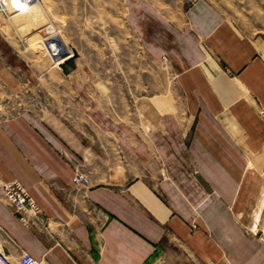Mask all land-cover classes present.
Instances as JSON below:
<instances>
[{"label":"crops","instance_id":"obj_1","mask_svg":"<svg viewBox=\"0 0 264 264\" xmlns=\"http://www.w3.org/2000/svg\"><path fill=\"white\" fill-rule=\"evenodd\" d=\"M148 16L154 34L142 36L170 57L178 100L165 88L125 118L69 89L58 120L0 117V245L14 259L264 264V0L238 19L209 0L175 24ZM2 53L0 98L18 85ZM10 180L41 209L29 225L3 195Z\"/></svg>","mask_w":264,"mask_h":264},{"label":"rangeland","instance_id":"obj_2","mask_svg":"<svg viewBox=\"0 0 264 264\" xmlns=\"http://www.w3.org/2000/svg\"><path fill=\"white\" fill-rule=\"evenodd\" d=\"M193 1L35 0L25 9L15 1L0 3V34H12L11 42L0 37L2 57H9L18 80L12 93L2 92L0 117L33 109L58 120L64 117L58 107L69 108V89L95 96L125 118L147 108L165 88L178 100V74L170 57L142 34H154L150 10L175 24ZM209 1L238 19L240 10L260 8L263 0ZM49 27L67 48L60 60L48 45ZM71 80L81 86H64Z\"/></svg>","mask_w":264,"mask_h":264},{"label":"built area","instance_id":"obj_3","mask_svg":"<svg viewBox=\"0 0 264 264\" xmlns=\"http://www.w3.org/2000/svg\"><path fill=\"white\" fill-rule=\"evenodd\" d=\"M76 185H88L90 179L83 173H77L74 177ZM4 184V197L14 207L16 214L26 224L29 225L40 215L41 209L36 200L31 196L28 189L18 180H10ZM0 264H44L37 260L27 251H22L17 259L3 251L0 245Z\"/></svg>","mask_w":264,"mask_h":264},{"label":"bare ground","instance_id":"obj_4","mask_svg":"<svg viewBox=\"0 0 264 264\" xmlns=\"http://www.w3.org/2000/svg\"><path fill=\"white\" fill-rule=\"evenodd\" d=\"M6 1L7 2H14L15 1L18 4H20V7L22 9L34 7V5H35V0H0V3L4 4V3H6ZM49 29L50 30H49L48 34H50V35H49V38H47V42H48L49 47L51 46L52 51H54V56H55V54H60V52L62 50H65L67 53V48H66L64 42L62 41V39L60 37H58L57 35H53L55 32V30H53V27H49ZM58 40L61 42V44H59ZM62 58H63V56L58 57V58L55 57L56 60H60Z\"/></svg>","mask_w":264,"mask_h":264},{"label":"water","instance_id":"obj_5","mask_svg":"<svg viewBox=\"0 0 264 264\" xmlns=\"http://www.w3.org/2000/svg\"><path fill=\"white\" fill-rule=\"evenodd\" d=\"M58 42H59V44H61V42L58 40ZM66 54V51L65 50H62L61 52H60V54H55V57L56 58H58V57H64V55Z\"/></svg>","mask_w":264,"mask_h":264},{"label":"snow or ice","instance_id":"obj_6","mask_svg":"<svg viewBox=\"0 0 264 264\" xmlns=\"http://www.w3.org/2000/svg\"><path fill=\"white\" fill-rule=\"evenodd\" d=\"M20 5H17V7H19Z\"/></svg>","mask_w":264,"mask_h":264}]
</instances>
